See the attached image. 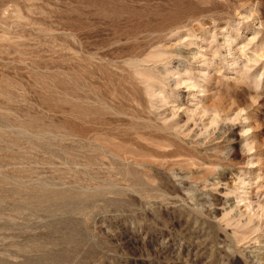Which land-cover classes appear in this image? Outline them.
Returning a JSON list of instances; mask_svg holds the SVG:
<instances>
[{"label": "rangeland", "instance_id": "obj_1", "mask_svg": "<svg viewBox=\"0 0 264 264\" xmlns=\"http://www.w3.org/2000/svg\"><path fill=\"white\" fill-rule=\"evenodd\" d=\"M0 264H264V0H0Z\"/></svg>", "mask_w": 264, "mask_h": 264}, {"label": "bare ground", "instance_id": "obj_2", "mask_svg": "<svg viewBox=\"0 0 264 264\" xmlns=\"http://www.w3.org/2000/svg\"><path fill=\"white\" fill-rule=\"evenodd\" d=\"M101 123H102V122H101ZM99 124H100V123H99ZM96 125H97V123H96ZM97 128H98V127H97ZM79 134H81V133L79 132ZM82 134L84 135V132H83ZM109 137H110V136H109ZM103 138H104V137H103ZM100 139H101V138H100ZM110 139H111V138H108V137H107V140H110ZM110 141H112V140H110ZM110 143H111V142H110ZM117 143H118V141H117ZM101 144H102V143H101ZM126 145H127V144H126ZM107 148H108V147H107ZM129 148H130V147H129ZM123 149H125V147L122 148V150H123ZM120 150H121V148H120ZM121 152H122V151H121ZM123 153H124V156L128 154L127 152H126L127 154H125V152H123ZM131 154H132V153H131ZM132 155H134V154H132ZM132 155H131V157H132ZM128 156H129V155H128ZM131 157H130V158H131ZM134 157H135V156H134ZM126 159H127V158H126ZM134 159H135V158H134ZM134 159H133V160H134ZM137 159H138V158H137ZM134 161H135V160H134Z\"/></svg>", "mask_w": 264, "mask_h": 264}]
</instances>
